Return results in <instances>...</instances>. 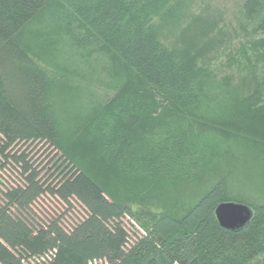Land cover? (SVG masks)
Returning a JSON list of instances; mask_svg holds the SVG:
<instances>
[{"label":"trees","instance_id":"trees-1","mask_svg":"<svg viewBox=\"0 0 264 264\" xmlns=\"http://www.w3.org/2000/svg\"><path fill=\"white\" fill-rule=\"evenodd\" d=\"M192 1L0 0V264H264L262 194L251 201L219 180L188 202L174 196L202 176L190 171L205 164L200 139L262 157L264 0H241L237 30L209 8L195 16ZM40 16L49 32L39 39L104 54L122 75L68 131L53 106L66 82L23 37ZM214 49L227 51L222 79ZM29 142L56 152L49 181L20 152ZM53 198L66 209L51 212ZM74 201L84 216L65 226ZM223 202L248 206V224L220 227Z\"/></svg>","mask_w":264,"mask_h":264},{"label":"rangeland","instance_id":"rangeland-1","mask_svg":"<svg viewBox=\"0 0 264 264\" xmlns=\"http://www.w3.org/2000/svg\"><path fill=\"white\" fill-rule=\"evenodd\" d=\"M241 5V0H193L190 3V11L198 16L209 8L214 12V18L217 20L218 25L227 24L237 30L238 24L242 21L245 22L242 17ZM47 26L45 18L40 16L29 24L23 37L37 63L53 73L59 81L66 82L63 84L65 97L59 98L58 101L53 103V106L60 126L63 130L68 131L72 125L80 123L82 117L87 116L91 110L97 108V105L105 104L110 99L120 85L122 75L121 73L117 74L111 60L104 54L100 55L98 52L86 54L87 51L71 50L60 39H55L54 36L49 37L46 35L40 37V40L39 36H43L45 31L49 32V26ZM238 33L243 35L241 32ZM231 36V42L236 43L238 39L233 37V32ZM52 40H54V43L51 44L49 41ZM47 45L53 46L52 50L47 49ZM225 52L227 51L217 52L219 57L213 53L216 61L212 60L214 73L221 79L231 73L229 69L222 67L227 58ZM64 70L67 77H63ZM232 75L237 76V74ZM204 136L202 137L204 138ZM229 142V140H226V144ZM197 144H199L197 150L203 152L202 155L198 152L195 153V157L202 158L199 164H205L201 165L203 168L202 173L197 172V168L192 169L191 166L190 171L195 170V175L202 174V176L198 182L194 180L192 183L189 182L181 186V191L174 194L176 198L179 197L177 198L178 201L185 200V202H188V197L197 195L198 191L199 193L202 192L219 180H224L230 192L234 193L233 191H236L238 194H245L246 198L251 199V201L258 195L262 194L264 196V150H262V157L257 156L255 158L239 146H218L213 141H207L206 139H200ZM19 146H22L20 152H23L27 159L34 163L38 171H42L40 177L43 178V181H49V176L51 178L54 174L53 163L56 152L42 142H29ZM56 165L59 166L60 164ZM190 174L194 175V172H190ZM56 201L57 206H52L47 200L51 212L59 210L60 207L64 211L67 205L55 199ZM71 206L72 208L65 214V226L72 225L84 216L83 208L79 204L74 201ZM125 229L130 236L133 235V229L137 230L136 226L133 227L129 222L125 223ZM95 264L103 263L97 261Z\"/></svg>","mask_w":264,"mask_h":264},{"label":"water","instance_id":"water-1","mask_svg":"<svg viewBox=\"0 0 264 264\" xmlns=\"http://www.w3.org/2000/svg\"><path fill=\"white\" fill-rule=\"evenodd\" d=\"M215 217L220 227L237 231L248 224L252 210L244 204L223 202L216 207Z\"/></svg>","mask_w":264,"mask_h":264}]
</instances>
